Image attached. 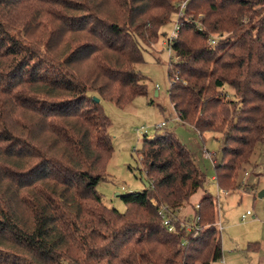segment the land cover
<instances>
[{
    "label": "trees",
    "instance_id": "trees-1",
    "mask_svg": "<svg viewBox=\"0 0 264 264\" xmlns=\"http://www.w3.org/2000/svg\"><path fill=\"white\" fill-rule=\"evenodd\" d=\"M182 1L0 0V264L222 258L216 198L172 131L135 149L149 185L119 194L124 212L96 189L113 151L101 101L122 108L146 93L134 65L174 15L168 97L202 140L221 137L219 189H238L264 142V0H186L178 18ZM199 189L187 229L175 214Z\"/></svg>",
    "mask_w": 264,
    "mask_h": 264
},
{
    "label": "rangeland",
    "instance_id": "rangeland-1",
    "mask_svg": "<svg viewBox=\"0 0 264 264\" xmlns=\"http://www.w3.org/2000/svg\"><path fill=\"white\" fill-rule=\"evenodd\" d=\"M175 23L176 15L160 27L155 42L142 48V61L134 65L143 75L146 93L136 96L122 108L110 101H101L103 111L110 119L108 133L113 151L106 164L104 179L97 183L96 189L107 206L124 212L126 206L119 194L141 191L145 186L144 172L135 149L141 147L144 137L152 138L157 133L172 131L204 171L205 189L216 198L218 223L223 226L219 229L222 258L211 264H243L240 258L248 252L249 242L260 241L264 246V194L259 196L261 191L264 192V142L256 145L249 163L237 171L238 189L229 192L219 189L214 178V164L219 160L221 137L216 140L211 133H204L202 140L192 126L177 119L168 97V67L171 60L175 61V55L168 51L167 39L172 36ZM162 122V127H156ZM205 150L213 153L214 164L205 157ZM202 193L201 189L196 191L189 203L178 209L176 218L194 222L195 205ZM247 211L250 214L242 220L241 216ZM260 256L264 257V247Z\"/></svg>",
    "mask_w": 264,
    "mask_h": 264
},
{
    "label": "built area",
    "instance_id": "built-area-1",
    "mask_svg": "<svg viewBox=\"0 0 264 264\" xmlns=\"http://www.w3.org/2000/svg\"><path fill=\"white\" fill-rule=\"evenodd\" d=\"M185 4H186V0H183L181 2V4H180V10L177 12V17L178 18L182 17V15H183V9L182 8L185 7ZM178 30H179V22L176 20V23L174 25V32H173L172 36H170L167 39V41H168V51L170 53L171 52L173 53L172 48H171V43L174 40V38L176 37V35L178 33ZM207 41L210 44H215L216 43V37L210 36ZM163 125H164V122L156 125V127L159 128V127H162ZM204 155H205V157H207V158H209L211 160V163L212 164H214V161L215 160H213L214 156H213V153L212 152H208V151L205 150L204 151ZM195 207H198V205L196 204ZM159 214L161 215V222H162V224H164L166 226V228H167L168 231H172L173 226H172V223H171V219L165 214V208L160 209L159 210ZM249 214H250V212L247 211L246 214H243L241 216V219L243 220L246 217V215H249ZM180 222H181V225H185L186 228L188 229L189 228V224H191V219H188L187 218V219H185L183 221L180 220ZM217 225H219V229H222L223 228V226L220 224V222L219 223L217 222Z\"/></svg>",
    "mask_w": 264,
    "mask_h": 264
},
{
    "label": "crops",
    "instance_id": "crops-1",
    "mask_svg": "<svg viewBox=\"0 0 264 264\" xmlns=\"http://www.w3.org/2000/svg\"><path fill=\"white\" fill-rule=\"evenodd\" d=\"M263 247L264 246L260 241L254 243L249 242L248 252L243 258L241 257L240 260L242 261L243 264H261V263L264 264V257L260 256ZM260 261L262 262L260 263Z\"/></svg>",
    "mask_w": 264,
    "mask_h": 264
},
{
    "label": "water",
    "instance_id": "water-1",
    "mask_svg": "<svg viewBox=\"0 0 264 264\" xmlns=\"http://www.w3.org/2000/svg\"><path fill=\"white\" fill-rule=\"evenodd\" d=\"M94 99H95L96 101H98V98H97V97H94ZM142 180H143V182H144V184H145V187H147V186L149 185V183H148L144 178H142ZM263 194H264V192L261 191V192L259 193V196H262Z\"/></svg>",
    "mask_w": 264,
    "mask_h": 264
}]
</instances>
